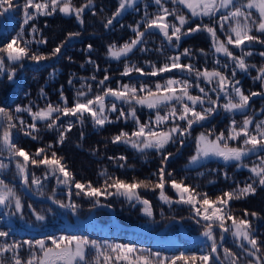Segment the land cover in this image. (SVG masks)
Returning <instances> with one entry per match:
<instances>
[{"label":"trees","instance_id":"1","mask_svg":"<svg viewBox=\"0 0 264 264\" xmlns=\"http://www.w3.org/2000/svg\"><path fill=\"white\" fill-rule=\"evenodd\" d=\"M80 6L87 3V0H73ZM17 5H23L24 0H14ZM164 7L176 9L183 12L189 17V24L185 25L184 31L188 27H195L196 24H213L219 20V13L213 19L208 17H191L190 13L183 5L173 4L171 0H162ZM119 6V0H93V6L86 8L82 14L83 24H81L75 15H65L57 12L51 16H38L35 20L30 21L28 25H24L23 39L30 40L32 43L29 48L50 56L48 60L39 63L30 59H25L20 63L12 65L16 68V74L12 80H8V73L0 74V107H4L19 116L26 123L24 130H20L19 120L14 122L17 124L13 132V142L23 147L30 154L35 153L38 148H47L49 144L52 148L48 150L55 151L58 156H62V161L71 171L76 180L87 183L92 182L95 187L104 185L105 176L107 175L119 177L131 182L134 178L138 180L151 179L156 181L157 177L153 175L161 167L162 154L155 149H147L144 152L137 151L128 144L111 142L112 136L117 134L121 129L131 132L133 130V122L131 119L125 122L123 119L115 121L117 113H109L110 118L115 122L106 124L104 127L94 126L91 117L85 114L84 123L81 124L76 117L61 116L59 125L65 127L71 121L73 127L70 132L66 133V139L63 144L58 143L59 127L57 129H48L45 122L37 121L38 132L33 135L37 139L33 140L31 136L25 135L26 131H31L27 125L32 123V118L27 112L15 113L17 106H31L33 111L46 107L47 104H61L60 92L68 99V106H72L76 99L78 90L87 92L88 85H91L92 91L89 97L96 93H101L106 87L117 88L121 84L139 85L146 83L154 87L156 82L163 83L164 80L173 77L177 79H190L193 84L196 82L194 75L189 76L186 72L173 70L169 73H163L159 76L142 75L133 71L130 75L124 76L122 72L127 64L128 66H137L143 69L144 73L152 71L150 65L162 66L168 61V57L178 55L188 48L191 52L189 56H182L181 63L193 64L197 69L209 70L217 68L231 77L234 63L223 54L215 53L211 47V39L208 33L200 31L189 35H185L179 41V44L173 40L171 44L166 40L158 29L147 30L143 37V42L138 44L132 52L126 57L116 60L108 55V46L116 44L118 47L125 42H130L135 38L133 28L138 24L139 30L145 31L144 21L145 14L147 18H152L159 13V6L154 0H140L128 10H124L122 14L113 20L112 25L107 28L104 26L109 18ZM31 11V10H30ZM222 12L224 10H221ZM5 19V27L0 32V47L9 42L21 30L23 23L22 8H15L3 15ZM169 22L179 24L174 17H168ZM35 25L38 31L33 33L31 25ZM1 27V17H0ZM218 35L223 40L228 25L225 24V32L219 31V24H215ZM171 31V30H170ZM69 33H79V35L69 36ZM254 35H260L253 30ZM45 40L46 43H37L36 41ZM264 39V36H261ZM63 45L61 52L56 56H51L54 48ZM88 45L92 48L89 50ZM235 55L239 56L243 52L251 51L253 55L246 56V63L255 65L250 67L248 71H240L236 69L235 80L240 81V87L246 95L251 92H264L261 87V81L254 79L259 73L258 68L264 66V57L260 56V52H264V44L248 43L242 49L232 48ZM203 49V53L201 52ZM71 58V59H69ZM216 60L220 64L215 63ZM93 61L94 63H90ZM150 62V63H149ZM23 65L22 67L20 65ZM228 64L227 68L223 65ZM107 75L109 80L104 85H100L99 81ZM95 76V80L92 77ZM72 80L69 84L68 81ZM202 87L210 89L212 85H207L202 79L200 81ZM83 85V88H82ZM43 89V95L41 94ZM193 95H202L198 88L193 87L191 90ZM213 99H216V93H209ZM111 102L114 98H107ZM120 108L127 110V105L120 101H115ZM223 98L219 101L223 104ZM205 107L208 105L205 104ZM137 107V116L142 122H148L150 118L154 119L155 110L146 107ZM197 110H200L197 106ZM163 114V110H162ZM55 115V114H54ZM253 118V125L250 130H254L255 123L264 121V95L251 97L250 106L244 113L226 112L221 107L216 113L212 114L206 120L199 124H194L190 135L177 137L175 143H170L165 153H172V156L166 162V169L172 173V178L178 182L183 180L186 185H190L201 193H208L214 200L216 196L221 195L225 191H231L239 185L242 187L245 182H251L249 179L251 173L248 167H237V162H225L222 158L209 156L202 158L196 163L190 162V157L196 152V137L204 132L210 131L218 134L227 130L232 120H236L238 124L242 123L245 116ZM182 125L185 123L180 121ZM172 121L168 122L170 127ZM163 127V126H161ZM3 128L0 127V135ZM83 133V136H81ZM180 140H183L181 145ZM234 147L243 146L242 141H230ZM0 154H8L6 150H0ZM264 152H256L249 154L244 158L243 164L251 167L253 163H259V157ZM124 156L125 160L119 157ZM110 157L112 159H110ZM20 158H4L0 155V162L7 165L6 168L0 170V179H3L9 186H13L20 196L24 205L21 214L15 212L14 206L4 208L0 206V230L10 232L7 242L37 240L46 236L59 235H79L87 236L89 239L100 242L108 241L111 243L132 244L138 249L151 250L159 252L162 256L172 257L179 255L181 252L185 254L201 255L209 251L210 242L204 237L202 240H192L183 234L181 226L178 223L171 224L163 233L158 235H150L143 231L132 228L138 226L151 232H157L162 229L170 220H179L188 234L197 236L203 233L204 224L206 222L196 221L200 219L195 216L192 208L187 204L176 203L179 199L175 191L169 184L165 185V192L173 200V203H164L159 199V189L155 191L138 189L141 197L150 201L153 216H147L143 211V205L136 201L127 200L124 196L111 195L101 196V203L110 205L118 218L119 223L113 220L112 213L107 208H99L94 215L86 223H82L78 218L73 216L70 209L59 207V205L36 199L30 195L24 188L22 177L16 169V160ZM123 165V167H121ZM46 169L44 166L35 167L29 165V174L34 173L40 178L42 186L29 183L27 187L35 194L51 197L64 203L74 202L80 207L76 214L81 218L87 219L92 211L93 200L81 194L76 195L77 189L71 186V200L69 199V186L57 183L56 176L49 173L45 179ZM226 174V175H225ZM257 190L254 195H249L240 200L230 202L233 214L242 217L244 210L249 213L256 212L258 216H249L252 228L256 237L264 242V187L256 186ZM55 190V192H53ZM109 191H115L110 189ZM31 205V208H29ZM32 209L45 215L44 221H37L32 214ZM231 224V221H228ZM217 238H219V229H216ZM4 238H0L3 242ZM246 243V242H245ZM229 248L240 256L239 264H247L246 253L238 247V241L232 237L230 233L226 234L220 249L221 258H223V248ZM250 247V246H249ZM21 255L26 258L27 246L20 250ZM10 258L11 253L5 254ZM261 255H264L262 253Z\"/></svg>","mask_w":264,"mask_h":264},{"label":"snow or ice","instance_id":"2","mask_svg":"<svg viewBox=\"0 0 264 264\" xmlns=\"http://www.w3.org/2000/svg\"><path fill=\"white\" fill-rule=\"evenodd\" d=\"M135 0H119V6L113 13L112 17L107 20L105 27L112 25L113 20L120 16L124 10L132 7ZM159 6V13L152 18H147L145 14L144 28L145 31H140L138 24L133 28L135 38L130 42H125L121 46L110 44L108 46V55L116 60L121 57H126L128 53L140 43L143 42L147 30L158 29L163 34L166 40L171 44L173 40L179 44L181 38L195 32H206L211 39V47L215 53L223 54L235 67L232 69L231 77L223 71L213 68L209 70L197 69L193 64L181 63L182 56H189L191 52L188 48L178 55L168 57V61L162 66L150 65L152 71L144 73L143 69L135 65L124 67L122 75L128 76L133 71L142 75L159 76L163 73L172 72L174 69L181 72H186L189 76L194 75L196 78L195 84L190 79H177L170 77L161 82H156L154 87L146 83H141L138 86L133 84H121L117 88L106 87L101 93H96L89 97L92 91L91 85H88V91L78 90L76 99L72 106H68V99L64 96L63 91L60 92L61 104H47L44 108H39L33 111L31 106L15 108V113L27 112L32 123L27 125L31 131H26L25 135H29L33 140L37 136L33 135L38 132L37 121L45 122L46 127L50 130L59 127L58 143L63 144L66 139V133L70 132L73 124L70 121L65 127L57 124L61 116L76 117L81 124L84 123L85 114L91 117L94 126L104 127L106 124L114 123L123 119L125 122L131 119L133 122V130L131 132L121 129L117 134L112 136L111 142L124 143L130 145L137 151L144 152L147 149H155L162 154L161 167L156 173V181L151 179H133L131 182L107 175L106 171L101 173L105 176L104 185L102 187L93 186L92 182L87 183L76 180L74 174L68 170V167L62 161L64 158L58 156L55 151H51L49 156L48 150L52 148L49 144L47 148H38L35 153L30 154L23 147L18 146L13 142L12 129L17 127L15 120H19L20 130H24L25 121L19 116H14L12 112L4 107H0V127L3 128V133L0 135V150H6L9 158H22L16 160V169L22 177L23 184L42 186L40 178L31 173L29 174V165L46 169L45 179L49 173L56 176L57 183L69 186V199L71 200V186L77 189L76 195L91 198L93 207L100 205V197L111 195L124 196L127 200H136L144 207V213L152 217L153 211L149 200L143 199L138 189H146L155 191L159 189V199L164 203L171 204L173 200L165 192V185L169 184L179 197L176 203L189 205L199 217L196 222H206L202 235L210 242L209 251L205 254H185L181 252L179 255L172 257L162 256L159 252L151 250L138 249L132 244L111 243L108 241H97L89 239L87 236L79 235H59L46 236L43 239L23 240L7 242L10 236L9 231L0 230V238H4L0 242V264H239L240 256L238 253L229 248H223V258H221L220 249L222 241L226 233H230L238 241V247L246 253L247 264H264V242L260 241L254 234L249 216L256 217L258 213L244 210L242 217H237L233 214L230 207V202L240 200L249 195L256 193V186L264 187V155L259 157V163H253L251 167L243 164V160L249 154L256 152H264V121L255 123L254 130H250V126L254 121L252 117L245 116L242 123L238 124L236 120H232L226 132L221 131L218 134L210 131L208 133H200L196 137V152L190 157L191 163H196L202 158L216 156L222 158L225 162L235 161L237 167H248L252 174L249 178L251 182H245L242 187L239 185L231 191H225L218 195L213 200L208 193L196 191L190 185H186L183 180L177 181L172 178V173L166 169V162L172 156V153H165L166 147L170 143H175L177 137H183L191 134V129L194 124L206 120L212 114L216 113L219 108L224 111L244 113L250 106L251 97L264 95V92H251L246 95L244 90L239 86L240 81L235 80L236 69L240 71H248L250 67L246 63L245 57L251 56V51L243 52L237 56L229 46L236 49H242L248 43L264 44V0H171L173 4L183 5L188 10L191 17H208L210 20L219 13V20L213 24H196L195 27H188L184 31L185 25H188L190 20L183 12H178L176 9L164 7L162 0H154ZM93 6V0H87V3L77 6L73 0H24L23 5H17L14 0H0V16L5 15L10 10L22 8L23 23L21 30L12 37V39L0 47V74L8 73V80H12L16 74V68L12 65L22 62L25 59H30L34 62L48 60L50 56L32 51L29 45L30 40L23 39L24 25H28L30 21L35 20L38 16H51L57 12L65 15H75L76 19L83 24L82 14L86 8ZM31 10V11H30ZM221 10H224L223 12ZM172 16L179 24L169 22L168 17ZM215 24H219V31L225 32V24L228 25L225 32V39H221L218 35ZM171 30V31H170ZM253 30L260 35H254ZM31 31L36 33L38 29L33 24ZM79 35V33H69V36ZM37 43H46L41 39ZM63 45L53 49L51 56H56L61 52ZM89 50L92 46L88 45ZM203 49L201 52L203 53ZM264 57V52L259 53ZM71 59V58H69ZM94 63L93 61H89ZM150 63V62H149ZM217 65L220 64L216 60ZM23 66L22 64L20 65ZM224 68L228 64L223 65ZM258 75L254 78L261 81V87L264 88V66L257 69ZM95 80V76L92 77ZM201 79L207 84L212 85L210 89L202 87ZM109 80L107 75L99 81L100 85H104ZM69 84L72 83L70 79ZM193 87L198 88L202 95H193L190 91ZM83 88V85H82ZM216 93V99H213L209 94ZM43 95V89H41ZM114 98L111 102L107 98ZM221 98L224 103L220 104ZM115 101H120L126 104L127 110L118 107ZM208 106L205 107L204 105ZM146 107L150 110H155L154 119L150 118L148 122H142L137 116V107ZM199 106L200 110H197ZM163 110V114H162ZM109 113H117L115 121L110 118ZM55 114V115H54ZM172 121L170 127L168 122ZM180 121L185 122L183 125ZM163 126V127H161ZM83 136V133H81ZM230 141H242L243 146L234 147ZM183 145V140H180ZM110 159H112L110 157ZM120 160H125L124 156L119 157ZM7 165L0 162V170L6 168ZM123 167V165H121ZM226 175V174H225ZM114 189L115 191H109ZM55 192V190H53ZM53 203L61 208L70 209L75 214L80 205L69 202L64 203L54 198V195L49 197ZM0 206L11 208L14 206L15 215L21 214L24 205L19 195L13 186H9L3 179H0ZM31 208V205H29ZM32 214L37 221H44L45 215L32 209ZM231 221V224L228 223ZM219 229V238H217L216 229ZM246 242V243H245ZM27 246L26 258L21 255V249ZM250 246V247H249ZM11 253V257H6L5 254Z\"/></svg>","mask_w":264,"mask_h":264},{"label":"water","instance_id":"3","mask_svg":"<svg viewBox=\"0 0 264 264\" xmlns=\"http://www.w3.org/2000/svg\"><path fill=\"white\" fill-rule=\"evenodd\" d=\"M1 17V27H0V32H2V30H3V28L5 27V19H4V17L3 16H0ZM2 157H4V158H9V155H2V154H0ZM22 159V158H21ZM24 185V184H23ZM24 188H25V190L30 194V195H32L34 198H36V199H42V200H44V201H50V202H53L51 199H49L48 197H46V196H42V195H39V194H35V193H32L29 189H28V187L26 186V185H24ZM99 208H107V209H109L110 211H111V213H112V217H113V220L116 222V223H119V221H118V218H117V216H116V214H115V211H114V209L110 206V205H108V204H105V203H100V205H96L93 209H92V211H91V213H90V215H89V217L87 218V219H84V218H81L80 216H78L76 213L75 214H73V212L71 211V213L73 214V216H75L76 218H78L79 219V221H81L82 223H86L88 220H90L91 218H92V216L94 215V213L96 212V210H98ZM178 223V224H180V226H181V231L183 232V234L185 235V237H187V238H189V239H192V240H198V241H200V240H202L203 238H204V236L202 235V233L200 234V235H197V236H191V235H189L188 234V232H187V230L184 228V226L182 225V223L179 221V220H176V219H172V220H170L162 229H160L159 231H157V232H151V231H148V230H146V229H143V228H140V227H138V226H131L132 228H134V229H137V230H140V231H143V232H145V233H147V234H150V235H158V234H161V233H163L171 224H173V223ZM227 234V233H226ZM226 234H225V237H226ZM225 239V238H224ZM224 241V240H223ZM222 241V242H223Z\"/></svg>","mask_w":264,"mask_h":264},{"label":"rangeland","instance_id":"4","mask_svg":"<svg viewBox=\"0 0 264 264\" xmlns=\"http://www.w3.org/2000/svg\"><path fill=\"white\" fill-rule=\"evenodd\" d=\"M138 2H140V0H135V2H134V4L135 3H138ZM134 4L132 5V7L134 6ZM132 7H129V8H127L126 10H128V9H130V8H132ZM3 155H9V154H3ZM21 159V158H20ZM23 181V180H22ZM29 189V188H28ZM33 193V192H32Z\"/></svg>","mask_w":264,"mask_h":264}]
</instances>
